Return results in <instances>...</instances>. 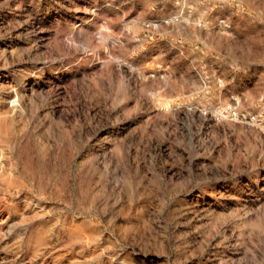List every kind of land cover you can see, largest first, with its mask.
<instances>
[{
  "label": "rangeland",
  "instance_id": "obj_1",
  "mask_svg": "<svg viewBox=\"0 0 264 264\" xmlns=\"http://www.w3.org/2000/svg\"><path fill=\"white\" fill-rule=\"evenodd\" d=\"M0 264H264V0H0Z\"/></svg>",
  "mask_w": 264,
  "mask_h": 264
},
{
  "label": "built area",
  "instance_id": "obj_2",
  "mask_svg": "<svg viewBox=\"0 0 264 264\" xmlns=\"http://www.w3.org/2000/svg\"><path fill=\"white\" fill-rule=\"evenodd\" d=\"M179 20H180L179 16H171L170 18H166L164 20L154 19L147 22L145 24V28L147 30H157L160 28L162 24L171 25L173 23L178 22ZM223 110L231 116H238V112L233 108L232 105L227 106Z\"/></svg>",
  "mask_w": 264,
  "mask_h": 264
}]
</instances>
